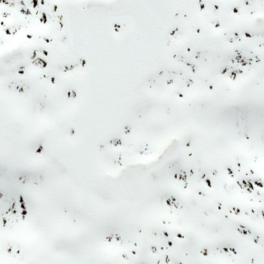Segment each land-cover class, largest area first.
I'll list each match as a JSON object with an SVG mask.
<instances>
[{"label":"snow or ice","instance_id":"6c2138e0","mask_svg":"<svg viewBox=\"0 0 264 264\" xmlns=\"http://www.w3.org/2000/svg\"><path fill=\"white\" fill-rule=\"evenodd\" d=\"M0 264H264V0H0Z\"/></svg>","mask_w":264,"mask_h":264}]
</instances>
